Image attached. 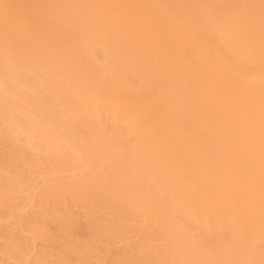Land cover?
<instances>
[{
    "label": "bare ground",
    "instance_id": "bare-ground-1",
    "mask_svg": "<svg viewBox=\"0 0 264 264\" xmlns=\"http://www.w3.org/2000/svg\"><path fill=\"white\" fill-rule=\"evenodd\" d=\"M0 264H264V0H0Z\"/></svg>",
    "mask_w": 264,
    "mask_h": 264
}]
</instances>
